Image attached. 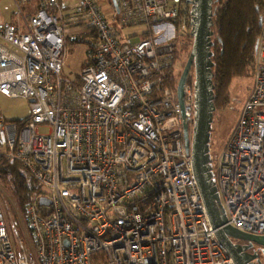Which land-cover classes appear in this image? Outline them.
<instances>
[{"label": "built area", "instance_id": "built-area-1", "mask_svg": "<svg viewBox=\"0 0 264 264\" xmlns=\"http://www.w3.org/2000/svg\"><path fill=\"white\" fill-rule=\"evenodd\" d=\"M26 1L15 0L16 21L0 20V93L31 99L26 123L0 116V156L20 162L45 194L32 193L10 230L0 202V264H234L185 150L192 85L185 81L181 106L175 88L158 84L172 61L171 41L159 31L172 28L180 7L145 0L153 16L168 19L161 23L133 9L140 0H110L118 22L152 30L132 42L114 37L97 0H37L31 14L22 11ZM59 7L75 10L70 19L79 16L95 33L76 82L63 70ZM261 18L254 84L214 180L227 224L256 235H264Z\"/></svg>", "mask_w": 264, "mask_h": 264}, {"label": "trees", "instance_id": "trees-1", "mask_svg": "<svg viewBox=\"0 0 264 264\" xmlns=\"http://www.w3.org/2000/svg\"><path fill=\"white\" fill-rule=\"evenodd\" d=\"M63 1L65 0H58L60 5L63 4ZM66 1L70 3L74 0ZM187 1L188 0H179L178 2H175L174 0H166V7H180V10H177L175 19L171 22L169 21L172 28L169 29V31H166L164 28L159 31L161 35L165 36V38L172 42L169 51L172 60L171 64L159 74L161 83L170 88L175 87V81L178 76V74L175 75L174 73L175 69H177V64L182 67L185 64L186 60L181 62V59L184 56L183 53L191 44L190 19H187L190 4ZM32 2L33 0H27L26 3H24L25 9H22L24 13L27 14V12H30L31 14L39 8V1L35 4ZM183 3L186 5L185 8L182 7ZM263 4L264 0H213V24L211 27L212 46L210 50L212 51L211 60L213 62L212 82L214 85L213 103L215 110L221 109L227 103L229 99V85L232 77L248 76L249 72L254 67V61H256L255 47L261 32L259 27V18L261 17V14L257 9V6ZM56 12L61 16L59 24L61 25L64 36L62 60L66 43L72 44L74 42L77 43V40H82L78 35L83 33V30H85L84 33L90 34V37L93 38L84 41L89 45L95 42V33H93L87 24L78 27V22L70 19L71 17L77 16L75 10L66 7H59L56 9ZM102 16L107 19L104 14ZM117 18L118 16L115 15V18L107 19L115 26L116 34L114 37L117 39L124 40L128 38L130 41L135 42L139 35L152 33V30L149 29L150 27L148 28V25L140 22H131V24L123 23L121 21L118 22ZM65 28L71 29L73 32L72 37L66 35ZM179 43L185 48L183 52L177 47ZM67 78L72 82H76L77 78H79V74H67ZM26 120L27 117H24L22 119H15V122L17 125H22L26 123ZM1 180L5 185H10L13 188L11 194L16 200L19 213L22 216L26 207L32 200L31 195L33 192L45 194V191L36 185L35 181L29 176L20 162L3 156H0V181ZM11 218L6 215L9 230L16 225L12 215ZM98 258L99 256H97L96 259Z\"/></svg>", "mask_w": 264, "mask_h": 264}, {"label": "water", "instance_id": "water-1", "mask_svg": "<svg viewBox=\"0 0 264 264\" xmlns=\"http://www.w3.org/2000/svg\"><path fill=\"white\" fill-rule=\"evenodd\" d=\"M190 4L191 49L176 86L177 99L182 106L183 87L188 71L193 68L194 113L192 137L189 141L186 124L183 125L185 150L191 156L193 173L203 199L208 219L215 235L234 264H247L245 250L253 244L264 246V235L243 232L227 224L225 209L220 201L216 184L210 172V130L215 106L212 82V3L213 0H188ZM259 27L262 18H259ZM257 47V45H256ZM255 47V50H256ZM40 203H43L42 201ZM45 203H48L45 201ZM247 242L243 244L242 242ZM254 258V257H253ZM261 264V263H260Z\"/></svg>", "mask_w": 264, "mask_h": 264}, {"label": "rangeland", "instance_id": "rangeland-1", "mask_svg": "<svg viewBox=\"0 0 264 264\" xmlns=\"http://www.w3.org/2000/svg\"><path fill=\"white\" fill-rule=\"evenodd\" d=\"M6 2L7 0H1V3L4 4H2L0 8L2 10L15 11L16 5L14 0H9V2L7 3ZM97 3L101 8L102 13L109 20L110 17L112 16V9H111L112 4L110 0H97ZM165 3L166 2L163 1V4ZM113 5H115L114 2ZM182 7L185 8L186 5H184L183 3ZM257 7H258L257 9L260 11V14H264V4L261 6L258 5ZM133 9H139L140 11H143L144 12L143 18L145 19L149 18V20L158 21L161 23H167L168 19L160 20L159 18H156L151 14L154 12L155 7H153L149 2L145 0H140L136 5H133ZM136 13H137L136 10L132 11L133 16H135ZM16 19H17V15L15 16L14 21H16ZM187 19L188 20L190 19L191 21L190 9L188 11ZM78 27L76 28L79 29ZM84 32L85 30H83V33L78 35L82 40H77L76 41L77 43L74 42L72 44L66 43L65 45L64 53H63L64 72H66L68 75L79 74L80 77V73L82 75L83 69L89 64L88 50L92 49L93 43L89 45L87 42L84 41L90 39V34H86ZM65 33L67 36L72 37L73 32L71 31V29L65 28ZM190 42L192 44V38H190ZM191 44L190 47H188L187 50H185V52L183 53L184 56L182 57L181 62L187 59L191 49ZM177 47L178 49H181L182 52L185 49L184 47H182L180 43L177 45ZM257 63L258 61H254V67L249 72L248 76L232 77L229 85V99L227 103L226 104L224 103L225 105L221 109H217L213 112V119L211 122L210 139H209V147H210L209 155L211 156L210 172L214 180H217L218 163L220 156L224 150L225 145L227 144V142L231 137L233 129L239 119L241 110L244 106V103L246 102L249 91L254 84ZM182 69L183 67L177 64V69H175L174 72L175 75L178 74L177 80L175 81L176 82L174 87L175 89ZM194 77H195L194 71L193 68H191L188 71L185 81L189 82L192 85V91H193ZM158 84L162 88L163 84L161 83V80L159 81ZM11 102L13 103H5L7 107V111H6L7 113L12 112L14 115H18L19 117L20 115L21 117H23L24 115L27 114L24 113L26 112V106H28V103H25V100L20 98H13ZM16 102H20V103H16ZM186 126L188 132L192 131L193 124L192 126H188L186 124ZM182 132H183V127H182ZM12 190L13 188L10 185L7 186L3 183L2 180L0 181V201L2 203L4 213L8 217L11 218L12 215L13 218L16 219L20 213L17 207V202L14 199L13 195L11 194ZM263 260H264V255H263Z\"/></svg>", "mask_w": 264, "mask_h": 264}, {"label": "crops", "instance_id": "crops-1", "mask_svg": "<svg viewBox=\"0 0 264 264\" xmlns=\"http://www.w3.org/2000/svg\"><path fill=\"white\" fill-rule=\"evenodd\" d=\"M7 2H9V0H7ZM14 2H15V0H14ZM110 2L112 4L111 5L112 16L110 17V19H113V18H115V15L118 11L116 10V7H115L116 5L113 6V1H110ZM4 3H1V0H0V6H2V4H4ZM32 3L35 4L38 2H37V0H33ZM15 5H16V3H15ZM15 16H16V9H15V11H11V10H2L0 8V19L1 20L6 21V22H11V21H14ZM77 20L76 21L78 22L79 26L86 25V22L84 20H80L79 16L77 17ZM118 21H119V19H118ZM90 39H93V38L90 37ZM13 98H20V99L25 100V103H28V106H26V112H24V113H27V114L29 113V109H30L29 103H31L30 98H27L24 96H13V97L12 96H6V95L4 96L0 93V116H2L6 122H11V121L15 122V119H22L24 117H27V114L24 115L23 117H21V115H20V117H19L18 115H14L12 112L11 113L6 112L7 107H6L5 103H13V102H11V100ZM16 103H20V102H16ZM191 137H192V135H191ZM210 159H211V157H210Z\"/></svg>", "mask_w": 264, "mask_h": 264}, {"label": "flooded vegetation", "instance_id": "flooded-vegetation-1", "mask_svg": "<svg viewBox=\"0 0 264 264\" xmlns=\"http://www.w3.org/2000/svg\"><path fill=\"white\" fill-rule=\"evenodd\" d=\"M242 243L246 244L247 242L243 241ZM245 252L247 264H264V246L253 244L250 248L246 249Z\"/></svg>", "mask_w": 264, "mask_h": 264}, {"label": "bare ground", "instance_id": "bare-ground-1", "mask_svg": "<svg viewBox=\"0 0 264 264\" xmlns=\"http://www.w3.org/2000/svg\"><path fill=\"white\" fill-rule=\"evenodd\" d=\"M1 20V19H0Z\"/></svg>", "mask_w": 264, "mask_h": 264}]
</instances>
